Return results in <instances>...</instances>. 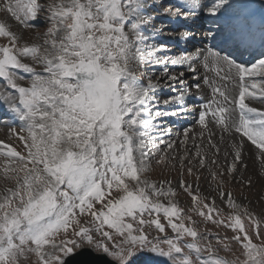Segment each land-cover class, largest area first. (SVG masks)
Wrapping results in <instances>:
<instances>
[{
    "label": "snow or ice",
    "instance_id": "obj_1",
    "mask_svg": "<svg viewBox=\"0 0 264 264\" xmlns=\"http://www.w3.org/2000/svg\"><path fill=\"white\" fill-rule=\"evenodd\" d=\"M0 11L23 27L47 23L31 43L0 23L6 41L0 83L7 89L0 91V120L19 122L9 132L23 145L18 151L0 141V173L10 182L0 189V264H69L78 257L106 264H132L138 257H145L143 264H264V213L242 208L227 190L243 164L242 139L225 153L232 156L226 169L209 172L221 204L232 210L226 218L214 199L205 203L198 184L179 182L191 197L188 213L234 233L216 236L215 245L178 205L171 182L149 177L153 158L166 164L175 144L163 139L170 135L165 120L186 113L193 90L211 94L200 105L198 124L201 138L209 133L214 156L221 149L210 123L221 142L238 133L264 158V111L246 103L257 98L250 88L264 102V14L257 20L246 0H0ZM205 17L215 27L204 32L213 46L172 52V41L160 42L165 35L187 42L192 25ZM233 52L253 59L238 62ZM25 79L28 86L19 82ZM191 131L184 129L182 144ZM194 147L204 168L201 145ZM187 172L195 175L192 167ZM245 218L261 243H254ZM229 239L240 250L231 260L217 254L233 251Z\"/></svg>",
    "mask_w": 264,
    "mask_h": 264
},
{
    "label": "rangeland",
    "instance_id": "obj_2",
    "mask_svg": "<svg viewBox=\"0 0 264 264\" xmlns=\"http://www.w3.org/2000/svg\"><path fill=\"white\" fill-rule=\"evenodd\" d=\"M259 1H261V0H259ZM2 13H5V12L0 11V23H5L16 34H17V32L15 31V28H14L15 26H16V28L22 29V31L25 30L23 28V26H21L14 19L10 18V16L8 14L5 13L8 16H6V18L5 17L2 18V16H1ZM42 19H43V16H41V20ZM7 20L13 21L15 23V25L12 26V25H10V23L8 24ZM25 28H26V31L28 32L27 35L22 34L23 36H21V35L17 34L18 36L22 37V42H29V43L37 42V41H35V37H36L37 33H43L47 28V23L46 22L41 23L40 21H38L35 27H31V28H29V30H28V27H25ZM196 29H195V25H192L191 33H192V35L194 34L197 36V37H195L196 39H199V37L201 36V32H200L201 29L200 28L197 30ZM213 31H215V29H213ZM5 42L6 41L0 39V44H3ZM213 44H212V46H213ZM176 46H177V44L172 45L173 48H175ZM195 50H196L195 48L191 49L192 52ZM227 51L232 52V49L230 47H227ZM221 54H226V53L222 52ZM234 55H235V52H233V56ZM237 57L239 58V55ZM238 62H241V61H238ZM19 82L24 86H28V80L27 79H25L23 81H19ZM1 84H3V83H1ZM10 127L18 128L17 125H15V124H14V126H10ZM168 127L172 128L173 125L168 124V123L163 125V128H165V129ZM192 127H193V124H185L181 127V129H178L175 134L170 135V138L172 136H174L175 142L178 143L177 144L178 148L176 150L172 151L171 153H168L170 158L166 164L156 165L155 159L158 157L153 158V169L149 173V177L151 180L157 182V184H159V182H161V181H173V182L178 181V182H180L181 179H184L186 182L191 183L193 185V189H195L196 185L198 184L200 195L206 198L205 203L211 204L212 200L214 199L216 207L221 210L223 217L226 218L232 210L228 209L226 207V205L221 204L220 198L216 195L215 191L213 190L215 186L211 183V177L209 175V172L217 170V167H219L220 169H226L228 162L227 163L222 162L219 164V162L217 161L216 165L210 164L209 165L210 168L209 167L208 168H201L199 165L198 158L194 157L195 154L192 153V151H190V149H189L190 147L187 148L186 143L185 144L181 143V141L184 139V129H186V128L191 129ZM191 135H193L195 137V139L199 140L196 133L190 132L189 136H191ZM235 135H237L238 138L240 137V134H238V133H235ZM240 138H242V137H240ZM0 141H2V140H0ZM198 142L201 143L202 141H198ZM198 142H196V144H199ZM245 142L246 143L248 142L247 144L249 146H251V149L255 152V154H256L255 160L257 162H259L260 164L262 163V165L256 166V169L259 170L258 171V173H260L259 177L260 178L262 177L261 179H263V181H264V163H263L264 158L259 157V155H258L259 149L256 150L257 148L255 147L254 144H250L251 142L248 140L246 141V139H245ZM7 143L12 144V146L16 147L18 151L21 150L23 147V145L19 143L18 139H15V138H13L11 141L7 140ZM163 147L164 146L161 145V148H163ZM174 152H175V154H174ZM171 157H175V159H171ZM180 157H184V160L181 161ZM210 158H213V157L208 155V157H206V162ZM189 161H191V163H189ZM182 163L184 165L183 168L181 167ZM229 163H231V162H229ZM3 166H4L3 161L0 160V168H2ZM189 167L193 168L195 175L200 176V179H199L200 182L196 180L195 175H193V176L188 175L187 169ZM240 167L244 168V166H242V165H240ZM181 173L183 175H181ZM247 179H249V178H241V176H240V174H238V172L235 173V178L230 180V182L227 185V190L231 191L233 193V196H234L236 202L238 204H240L242 208L247 207L251 213H253L254 215H257L259 217V215L261 213H264V186H263L264 183L262 182V184H258L255 181L249 186L247 184H244V180H247ZM206 185H208V186L205 187ZM5 186H10V182H6L3 179L2 173H0V189H3ZM174 189H175L176 194H177L178 205L185 209V214L193 215L192 213L187 212V209L189 207H191V197L186 192H184L183 189H181L179 187V184H178L177 188H174ZM193 194H195V191L193 192ZM164 202L167 203V201H164ZM193 218L198 222V229L201 233L211 235V237L213 238L212 242L214 245H215V237L216 236H219L221 239H223L225 237L230 238L234 234L230 229L225 228L223 225L213 224L210 221L204 220L202 217H199L198 215H193ZM214 218H218V217H215V214H214ZM186 223H187V221H186ZM244 223H245L246 229H248L250 234L253 236L254 243H257V244L261 243V240L255 239V231L253 230L254 226L246 218L244 219ZM260 230H261L262 237H264V220H261ZM147 231H149L152 234V236L157 235V232L154 228H147ZM168 236L171 238H174V234L171 233L170 230H168ZM226 242L229 244V247L233 251L225 252L222 248H220L218 250L217 254L219 256L224 257V258L229 259V260L235 259L237 256L240 255L239 245H237L235 242L231 241L230 239L227 240ZM241 258H242V256H241ZM144 259H145V257H138L132 261V264H143ZM35 260H36V258L34 257V255L30 254L29 255V261L34 262ZM25 264H28V262L26 261ZM168 264H170V262H168Z\"/></svg>",
    "mask_w": 264,
    "mask_h": 264
},
{
    "label": "bare ground",
    "instance_id": "obj_3",
    "mask_svg": "<svg viewBox=\"0 0 264 264\" xmlns=\"http://www.w3.org/2000/svg\"><path fill=\"white\" fill-rule=\"evenodd\" d=\"M165 3L168 2H174V0H164ZM247 3H249L250 5H252L253 9L255 10L256 13V17L257 20H259L260 16L262 14H264V12H262L261 10V1L259 0H246ZM2 18L8 15H6L5 13H2ZM8 24L10 23V25H15V23L13 21L7 20ZM195 29H201V36L199 37V39H196L195 37H197L196 35H191L190 39L185 42V41H181L179 44L175 43L174 38L172 36H167L165 35L160 42H164L167 43L169 41H172V45L177 44V46L175 48L172 47V52H175L177 48L182 49V50H186L187 52L191 53V49L192 48H200V49H204L206 47H211L212 44L214 43L213 40H211L210 38L205 39L204 37V32L206 29L211 28L212 30L215 29V27L213 26V24L207 19V17H205L202 21H197L195 24ZM15 31L17 32V34L23 36L22 34H26L27 35V31L26 28L23 27L25 30L22 31V29L20 28H16V26L14 27ZM196 29V30H197ZM29 30V28H28ZM34 41V40H33ZM227 48V46H225ZM218 50V49H217ZM171 54V53H170ZM239 55V58L237 57ZM234 58L237 61H241V62H251L253 57L248 55L246 52L241 55L240 52H235ZM201 75H203V69H201ZM185 83L186 84H190L192 83L191 81V74H187L186 78H185ZM0 91H4L6 92L7 90L5 89L4 85L0 83ZM192 96H190L187 101H186V108L187 111L185 114L181 115L179 118L177 117H172L171 119H166L165 120V124H171L173 125V127H168L166 129H170V135L175 134L176 131L178 129H181V127L185 124H193V127L191 128V133H196L198 136V139L193 140V135L189 136L190 139H188V141L186 142V147H190V151H192V153H196L197 149L194 147V144H196V142L198 141H202L201 143L198 142L201 145V152H203L206 157L211 156L213 158H210L207 162H206V166L204 168H208L211 163V161L213 159H216L219 164L222 162H231L232 160V156H225L226 152H230L231 151V145L233 143H236L237 145H239L241 143V139L243 140V146H242V159H243V164L247 165V167L245 168H241L239 166V168L241 170L238 171V174H240L241 178H250L252 183L253 182H257L258 184H262V182L264 183L263 179H261L259 176L260 173H258L259 170L256 169V166L262 165V163L260 164L259 162H257L256 159V154L255 152L251 149V146H249L246 142L245 139L247 141V137H240L238 138L237 135H235V133H233V137H225L224 142L220 141V133H219V129L216 128L213 124H209V128L215 132V135L213 136V140L217 143V145L220 147L221 151L218 154V156H214V150H210L208 145H207V137L209 135V133H205L204 137L201 138L199 133L201 131L200 126L198 124V117H199V112H200V105L203 104L207 99H210L211 94L210 92L206 89L205 93L203 95L195 93ZM250 91H254L257 92V98L256 99H251V100H246V103L249 104L250 107H254L256 109H258L259 111H264V102H261V98H259V94H258V90L256 89H251ZM238 93V90H237ZM5 102H0V117L5 116ZM163 124V125H165ZM15 125H17V130L19 129V122L17 121L15 123ZM10 126H14V124L12 123V121H8L7 123H4L3 120H0V140L4 141L5 143H7L8 141H11L13 138L17 139L16 137L12 136L11 133L9 132V127ZM170 135L165 134L163 136V139L166 141H175L174 136H172L170 138ZM181 139V138H180ZM205 139V140H204ZM245 143V144H244ZM178 143L175 142L173 149L169 150V153H171L172 151L176 150L178 148L177 146ZM252 144V143H250ZM164 146V145H163ZM165 147V146H164ZM163 147V148H164ZM162 148V149H163ZM258 150V149H256ZM255 150V151H256ZM191 153V154H192ZM175 154V152H174ZM195 157V156H194ZM192 158V157H191ZM197 161V160H196ZM264 163V162H263ZM262 167V166H261ZM210 168V167H209ZM260 169V168H259ZM171 182V186L173 188H177L179 182L178 181H170ZM200 182V181H199ZM208 185H206L205 187H207ZM262 186V185H261ZM260 186V187H261ZM264 186V185H263ZM262 186V187H263ZM204 192V191H203ZM202 228V227H201ZM203 232V231H202Z\"/></svg>",
    "mask_w": 264,
    "mask_h": 264
},
{
    "label": "water",
    "instance_id": "obj_4",
    "mask_svg": "<svg viewBox=\"0 0 264 264\" xmlns=\"http://www.w3.org/2000/svg\"><path fill=\"white\" fill-rule=\"evenodd\" d=\"M87 260L88 264H106L104 259H93L92 257H78L74 261H70L69 264H77L78 261Z\"/></svg>",
    "mask_w": 264,
    "mask_h": 264
}]
</instances>
